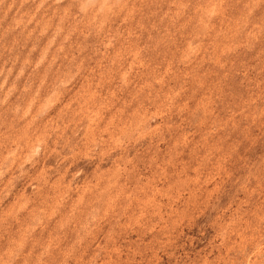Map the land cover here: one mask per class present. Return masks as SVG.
<instances>
[{
	"label": "rangeland",
	"instance_id": "obj_1",
	"mask_svg": "<svg viewBox=\"0 0 264 264\" xmlns=\"http://www.w3.org/2000/svg\"><path fill=\"white\" fill-rule=\"evenodd\" d=\"M0 264H264V0H0Z\"/></svg>",
	"mask_w": 264,
	"mask_h": 264
}]
</instances>
